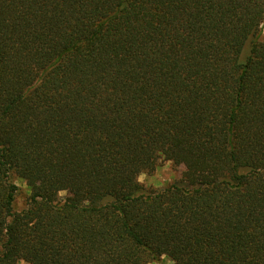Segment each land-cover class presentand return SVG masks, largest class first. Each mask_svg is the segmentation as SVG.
Instances as JSON below:
<instances>
[{
  "label": "trees",
  "instance_id": "16d2710c",
  "mask_svg": "<svg viewBox=\"0 0 264 264\" xmlns=\"http://www.w3.org/2000/svg\"><path fill=\"white\" fill-rule=\"evenodd\" d=\"M163 257L264 264V0H0V264Z\"/></svg>",
  "mask_w": 264,
  "mask_h": 264
},
{
  "label": "rangeland",
  "instance_id": "374dc122",
  "mask_svg": "<svg viewBox=\"0 0 264 264\" xmlns=\"http://www.w3.org/2000/svg\"><path fill=\"white\" fill-rule=\"evenodd\" d=\"M184 172V166L176 165L173 161L163 160L159 162L157 168L152 172H145L139 176V180L146 186L148 189H162L169 186L170 184L181 180ZM13 181L19 186L18 193L14 202V209L16 211H21L27 207L30 190L26 182L18 177L13 175ZM66 192L63 191L60 193L61 196H66ZM170 259L163 257L158 262H153L150 264H170ZM19 264H27L24 261H21Z\"/></svg>",
  "mask_w": 264,
  "mask_h": 264
}]
</instances>
